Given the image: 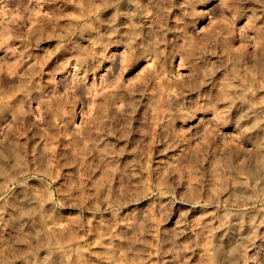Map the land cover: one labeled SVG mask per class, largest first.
Masks as SVG:
<instances>
[{
	"label": "rangeland",
	"instance_id": "rangeland-1",
	"mask_svg": "<svg viewBox=\"0 0 264 264\" xmlns=\"http://www.w3.org/2000/svg\"><path fill=\"white\" fill-rule=\"evenodd\" d=\"M173 3L0 0V264H264V2Z\"/></svg>",
	"mask_w": 264,
	"mask_h": 264
},
{
	"label": "clouds",
	"instance_id": "clouds-1",
	"mask_svg": "<svg viewBox=\"0 0 264 264\" xmlns=\"http://www.w3.org/2000/svg\"><path fill=\"white\" fill-rule=\"evenodd\" d=\"M69 2H74V0H69ZM166 3H168L169 7L175 6L173 3V0H165ZM204 2V0H185V4L181 5L182 8L184 7H190L191 10L184 11V17H187V20L183 19H178L177 23L178 24H183L184 30L187 31L189 29L195 30L197 25L199 24V19L203 17L204 15H207L208 13L204 12H199L196 10L195 5ZM246 2V0H220V5L218 6V12L212 13L213 16H217L218 18L213 19L212 26L209 29H205L204 33L205 35H210L212 36L213 40H215L216 36L221 35V30L224 27H232V21L228 20L225 16V10L228 11H233L238 5H243ZM257 2H264V0H257ZM235 16L232 17V20H235ZM164 43L163 39H157L154 41L153 45L150 46L152 49L153 54L155 55L156 59L154 63L158 64L160 58L164 55L163 51L160 50L159 46L160 44ZM147 51V49H146ZM86 71H91L94 70V66H88ZM132 71L130 65H125L123 67H119L115 71L113 69H109V72L112 73L113 75H116L118 72L120 75V78L122 80L123 75L125 73H130ZM158 75V73H155V70L153 69L149 73H142L136 81H134V84L136 83H146V77L150 75ZM122 90L127 91V92H132L133 88L125 85H121ZM198 85H192L190 87V90H196ZM173 96L176 95L175 92L172 94ZM180 95H183L181 92ZM223 102V99H219L215 101V105H219ZM0 103H3V98L0 97ZM179 111L182 113L185 112L186 110L184 109L183 105H181ZM223 111V110H221ZM153 143H159V141L154 140ZM245 264H247V260L245 259Z\"/></svg>",
	"mask_w": 264,
	"mask_h": 264
},
{
	"label": "bare ground",
	"instance_id": "bare-ground-1",
	"mask_svg": "<svg viewBox=\"0 0 264 264\" xmlns=\"http://www.w3.org/2000/svg\"><path fill=\"white\" fill-rule=\"evenodd\" d=\"M221 224H219V226H220ZM217 228V227H216ZM221 229H222V227H221ZM228 229V228H227ZM242 230V229H241ZM226 231V230H225ZM229 232V231H228ZM221 233V232H220ZM235 233V232H234ZM238 233V232H237ZM214 234H216V233H214ZM224 235V234H223ZM241 235V234H240ZM231 237V236H230ZM222 241V240H221ZM230 250H228V252H229ZM223 252V251H222ZM227 253V252H226ZM230 253V252H229ZM226 260V259H225ZM234 260V259H233ZM227 262H229V261H227ZM236 262V261H235ZM231 263V262H230ZM236 264V263H235Z\"/></svg>",
	"mask_w": 264,
	"mask_h": 264
}]
</instances>
